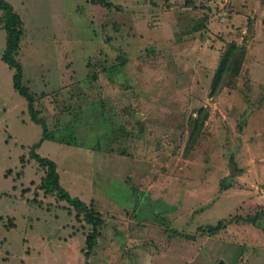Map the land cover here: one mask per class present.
I'll use <instances>...</instances> for the list:
<instances>
[{"label":"rangeland","instance_id":"1","mask_svg":"<svg viewBox=\"0 0 264 264\" xmlns=\"http://www.w3.org/2000/svg\"><path fill=\"white\" fill-rule=\"evenodd\" d=\"M6 1L47 138L33 148L42 128L1 59L0 11V264H264V0ZM244 37L239 77L210 96ZM32 148L101 217L91 249L92 224L45 191Z\"/></svg>","mask_w":264,"mask_h":264},{"label":"trees","instance_id":"2","mask_svg":"<svg viewBox=\"0 0 264 264\" xmlns=\"http://www.w3.org/2000/svg\"><path fill=\"white\" fill-rule=\"evenodd\" d=\"M0 11L2 12L3 29L6 35L5 48L1 59L14 70L12 75L13 87L27 101V110L31 120L40 124L42 128V136L33 146V148H36L47 138V126L42 119L36 117L34 98L28 89L22 84L23 69L21 63L16 58L20 47L22 19L14 10L13 6L6 0H0ZM248 30L253 32V28L251 27H249ZM246 53L247 45L245 37L243 38L242 43L230 42L226 45L219 62L214 69L210 83V96L216 97L222 92L223 88L234 85L235 80L241 73ZM207 118V109L205 107H200L197 110L196 117L193 118L191 123L186 151H189V148L193 147L198 140ZM33 148L30 151V157L47 169L46 177L43 181V188L45 191L54 193L59 199L66 201L69 205L74 207V209L81 212L85 219L92 224L93 230L86 239V244L88 248L91 249L95 243L98 226L101 224V217L88 208L79 198L70 196V194L59 183V174L56 171L55 163L50 159L37 155ZM221 187L227 189L230 186L224 183ZM224 225L225 222L220 220L216 225L209 226V230L211 232H218L224 227Z\"/></svg>","mask_w":264,"mask_h":264},{"label":"water","instance_id":"3","mask_svg":"<svg viewBox=\"0 0 264 264\" xmlns=\"http://www.w3.org/2000/svg\"><path fill=\"white\" fill-rule=\"evenodd\" d=\"M230 174L231 175H238L240 173V170L236 168V163L234 162L233 158H230ZM218 264H225L222 260H219Z\"/></svg>","mask_w":264,"mask_h":264}]
</instances>
